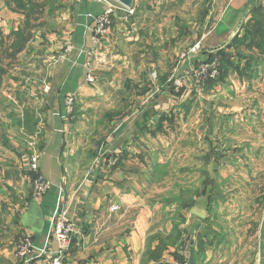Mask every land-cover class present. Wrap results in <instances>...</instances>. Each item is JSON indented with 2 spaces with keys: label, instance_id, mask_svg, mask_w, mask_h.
I'll use <instances>...</instances> for the list:
<instances>
[{
  "label": "crops",
  "instance_id": "0c3cea01",
  "mask_svg": "<svg viewBox=\"0 0 264 264\" xmlns=\"http://www.w3.org/2000/svg\"><path fill=\"white\" fill-rule=\"evenodd\" d=\"M62 1L67 5L65 14L72 20L66 23L64 18L61 24L65 23V28L74 33L71 44L75 50L58 60L70 35L66 33L64 37V31L58 36L43 34L46 30L41 27L16 64L0 78V264H47L56 249L53 229L63 206L68 208L75 229L64 264H153L146 255L147 238L173 229L170 218L164 227L166 231L157 227L163 222L160 212L167 214L170 207L158 202L154 204L155 194L176 189L171 181L166 183V180L153 177L155 166L165 167L168 163L161 158L162 145L170 152L175 144L167 138L175 127L169 128L165 123L164 132H158L159 119L163 114L174 112L178 115L175 126L182 116L188 121V116L194 115V105L201 95L203 99L221 100L218 111L232 112L223 119L232 117L231 121L239 124L244 117L249 119L245 115L248 113L256 122L263 120L264 54L245 50L243 45L238 46L240 50L237 51L234 42L245 36V27L253 23L254 18L259 19L255 11L264 14V0H211V7L204 12V20L190 28V34L176 44L185 51L188 44L201 39L205 49L180 68L177 77L182 80L180 91L176 93L171 83L170 87L166 86L167 82L163 87L158 86L160 90H153L152 95L141 96L140 103L128 111L125 118L115 122L112 137L101 154L103 158L95 159L94 166L89 168L90 175L88 168L79 166L84 162L78 155L82 140L81 136L72 137L74 126L67 123L65 98L71 94L76 97L90 95L92 86L98 88L96 84L86 82L85 65L91 62V70L98 81L104 72H113L122 60L126 61L123 49H128L126 45L130 43L125 42L130 39L123 31L126 27L122 22L102 44L94 45L91 41L92 21L87 16L88 13L99 15L102 6L87 0ZM188 1L157 0L155 6L150 4L142 9H138L136 3L134 15L129 19L136 29L135 21L139 23V15L170 16L168 11L172 6L177 4L176 7L181 9ZM22 23L23 16L11 11L7 0H1L0 42L18 31ZM179 33L177 28L171 29V40L177 39ZM119 43L125 44L121 51L117 49ZM219 50H223L238 68L230 70L225 81L212 89L202 88L205 89L202 96L200 85L190 77V71L208 57V51ZM21 68L30 75L21 74ZM16 77L22 80L17 82ZM110 77L116 78V75ZM194 98L193 105H184ZM219 115L217 113V117ZM217 126L223 128L224 122L221 125L219 121ZM32 142H37L36 148L43 154L41 174L52 184L49 193L39 199L32 197L29 169V144ZM199 145L201 150L202 146L204 149L205 144L200 139ZM117 158L120 162L115 165L113 160ZM164 184L160 190L158 185ZM113 206L119 210L113 213ZM194 218L192 229L197 233L201 224ZM24 234L31 237L34 250L28 258L21 260L16 257L14 247ZM260 241L257 264H264V220ZM167 254L162 262L170 263L171 257Z\"/></svg>",
  "mask_w": 264,
  "mask_h": 264
},
{
  "label": "rangeland",
  "instance_id": "374dc122",
  "mask_svg": "<svg viewBox=\"0 0 264 264\" xmlns=\"http://www.w3.org/2000/svg\"><path fill=\"white\" fill-rule=\"evenodd\" d=\"M87 1L99 4L92 0ZM110 1L117 12L113 18L110 33L114 32L113 29L117 24L123 22V27H126L123 31L128 34L130 39V41L125 42L126 44L130 43L126 45L128 49L126 47L123 49L126 53V61L122 60V63L113 72H104L98 81L90 66V73L95 79L92 84H96L98 88L92 86L93 92L91 91L90 95L75 96L73 114L68 115L66 113L67 123L74 126L72 137L74 135L76 137L81 136L82 144L79 147L78 155L83 157L84 162H79L82 164L79 166L85 169L93 167L96 158H103L101 154L104 153L108 139L112 137L115 122L125 118L126 113L138 102L140 103L141 97L137 95L136 85H139L141 90L145 82H150L153 89L147 95H152L155 93L154 91L160 90L158 86L161 78L170 74V80L166 86L171 83L176 93L180 91L182 86H178L179 88L176 89L174 86L177 80L182 83V80L177 78L179 70L185 61H192L194 56L181 59L184 51L176 46L180 39L171 40L169 34L173 28H177L178 32L185 28L186 34H190L189 29H193L204 20V12L212 5L211 0H189L183 8L178 9L176 7L178 5L173 3L176 6H172L168 11L170 16L158 13L151 14L149 17H140L139 15L140 21L139 23L137 20L135 21V29L134 22H130L129 19L134 14L130 16L129 12L122 8L119 3ZM154 1L157 0H147V2L146 0H134V6L136 3L138 9L146 8L150 4L155 6ZM99 5L102 6V11L99 14L101 15L104 12V7L102 4ZM137 8L135 7V10L138 12ZM66 10V3L57 0L53 16L49 17L43 25V29L46 30L43 34L58 36L64 31V37L67 36L66 33L70 35L66 45L68 47L70 44L72 47L68 52L65 47L61 51L62 54L58 56V60L64 59L75 50L71 44L74 33L65 28V23L64 26L61 24L64 18L66 23H71L72 18L65 14ZM99 15L88 13L87 18L92 21L93 25L95 18ZM133 29L136 31L132 32ZM118 33L120 34V32ZM120 35L123 37V34ZM197 41L199 40L195 42ZM195 42L188 44V47ZM124 45L119 43L117 49L121 51V47ZM208 52L212 53L211 51ZM88 67L89 64L87 63L85 65L86 76L89 74ZM20 72L26 77L30 75L22 68ZM109 75H116V78H109ZM189 75L192 78V70ZM16 79L17 82L22 80H19L18 77ZM129 82L132 83L131 89H126L125 85ZM207 82L200 84L197 80L195 81L196 85H200L199 93H204L205 89L202 90V88L206 87ZM195 99H192V105L195 103ZM198 99L197 106L194 105L195 108H193L195 109L194 115H189L188 121L184 118L185 116H182L180 122H177L175 130L171 131L168 137L166 136L169 141L175 143L173 149L168 152L161 144L162 149L159 151L161 158L168 163L164 169L156 174V179L166 180V183L171 181L176 189L155 194L154 204L158 202L163 203L164 207H170L167 214L165 211L160 212L162 215L160 221L163 222H160L157 227L165 229L167 218H170L173 228L177 224L183 231L181 242L175 246H169L167 250L169 253H165L171 257V262L163 261L162 263L189 264L190 252L193 247H196L198 234L209 233L213 230L219 238L208 250L204 264H257L261 243L260 230L264 220V118L262 121L256 122L246 113L245 115L249 119L246 120L243 116L244 121H239V124H236L235 121H231L232 117L228 120L223 119L224 115L232 114L231 111L222 109L219 112L217 110V105L222 103L221 100H211L208 97L203 99L201 95ZM118 110L122 111V119L115 120L112 124L104 120L106 113ZM217 113H220L219 117H217ZM262 117H264V112ZM219 121H221V125L224 122L223 128L217 126ZM32 139L35 140V138ZM199 139L202 144H205L204 149L202 146V150L199 148ZM29 147L30 156L34 153L43 156L36 148L37 142L30 143ZM162 151L166 152L163 153ZM98 155L99 157H97ZM33 175L31 173L32 197L35 199L33 196ZM47 181L52 185L49 180ZM164 186L165 184L158 185V188L161 190ZM169 201H173V203L168 205ZM181 203L191 206V209L192 207H199L207 211L206 220L198 218L201 227L197 233L192 229L195 218L190 214L191 209L188 207L179 208ZM179 213L183 215L184 222L179 220ZM172 231L173 229L169 233L158 232L150 235L147 238V245L150 237L155 235H162L163 237L167 234L170 235ZM24 236L17 241L14 247L15 255H17ZM209 239H213V237L209 235ZM152 244V247H156L157 241L152 242ZM176 255L180 258H176Z\"/></svg>",
  "mask_w": 264,
  "mask_h": 264
},
{
  "label": "trees",
  "instance_id": "16d2710c",
  "mask_svg": "<svg viewBox=\"0 0 264 264\" xmlns=\"http://www.w3.org/2000/svg\"><path fill=\"white\" fill-rule=\"evenodd\" d=\"M57 0H7V5L9 9L15 13H18L23 16V23L18 31L13 32L7 39H2L0 42V78L7 74L8 70L16 64V60L28 47L34 38L36 31L45 25V22L49 17H52L55 11V2ZM182 3V2H181ZM259 15L258 18L253 19V23H249L245 27V36L243 38H236L234 42L235 49L240 50L238 46L243 45L245 50L252 51L257 50L261 55L264 54V14L261 11H255ZM205 18V14L203 15ZM187 36L185 28L180 30L178 39ZM232 46V45H231ZM208 57L202 62H211L214 59H219V72L220 76L213 81L206 83V90L212 89L214 86L218 85L225 81L229 75L230 70H235L238 67H235L231 62L230 58L226 56L223 50H219L214 53L208 52ZM6 60V61H5ZM4 62H9L6 65ZM201 63H197L199 65ZM248 69L251 65L248 64ZM246 69V67H245ZM246 71V70H244ZM241 74V72H238ZM244 74V73H243ZM170 75V74H169ZM169 75L162 77L159 85L163 87L169 81ZM131 82L125 85L126 89H131ZM135 89L138 90L137 95L139 97L147 95L152 91L153 87L149 83L145 82L144 87L140 90L139 85L135 86ZM192 103V101H187L184 105ZM179 114V113H178ZM122 111L118 110L116 112L106 113L105 119L108 122H113L114 120L122 119ZM178 115L174 112L169 114H163L158 122L156 130L158 132H164V124L166 123L169 128L175 127L176 118ZM120 162V160H119ZM164 169L162 166H155L153 169V177L158 174L160 170ZM184 192V191H180ZM172 204L173 201H169V204ZM186 207L190 208L191 206H186L184 203L179 204V208L185 209ZM193 208V207H192ZM191 209V208H190ZM179 220L184 222V217L179 213ZM209 235L213 239H209ZM183 237V231L180 229V226L175 224L173 231L170 235H155L150 237L147 245V259L152 261L153 264H163L162 258L167 252L169 246H175L177 243L181 242ZM218 234L213 230L207 233H199L197 236L196 247L191 249V257L189 264H204L207 256V252L214 245V241L217 240ZM157 241L155 248L152 247V242ZM176 258H180L176 255ZM182 259V258H181ZM184 261V260H181Z\"/></svg>",
  "mask_w": 264,
  "mask_h": 264
},
{
  "label": "built area",
  "instance_id": "2783aa9c",
  "mask_svg": "<svg viewBox=\"0 0 264 264\" xmlns=\"http://www.w3.org/2000/svg\"><path fill=\"white\" fill-rule=\"evenodd\" d=\"M1 1V0H0ZM94 2H97L99 4H102L104 7V12L95 18L94 23L92 25V43L94 45H100L105 37H107L110 33V27L113 23V18L116 16L115 7L112 3H110L107 0H92ZM115 3V0H112ZM122 8H124L127 12H129L130 16L134 14V8L129 10L122 5H120ZM91 17V15H89ZM70 47H72L70 44L66 45L67 52L70 50ZM204 49L202 40H199L195 42L193 45L188 47L187 50H185L182 55L181 59L188 58L190 56H195ZM89 74L87 75V82L88 83H94L95 79L93 75L90 73V66L91 63L89 62ZM219 59L216 58L211 62L201 63L198 66H194L192 68V79L197 80L200 84H203L207 81L214 80L219 75ZM175 89L179 88L178 86H182V83L180 80H177L174 83ZM75 106V95H69L66 98L65 101V110L68 115H72L74 111ZM41 154L34 153L30 156L29 159V169L30 173L34 174L33 179V196L35 199L41 198L44 196L50 189L51 185L50 183L40 174V160H41ZM119 162V159H114L113 164H117ZM88 175L91 174V169L87 173ZM119 210V207L113 206L111 207V211L117 212ZM75 233L74 225L72 221L69 218L68 215V208L63 206L59 209L57 218L55 220V225L53 229V240L56 244V249L52 253L51 257L49 258L47 264H64V259L66 258L67 251L69 249L70 240L72 236ZM34 250L33 242L30 236L25 235L23 238L22 243L19 246V249L17 251V257L19 259H26L28 258Z\"/></svg>",
  "mask_w": 264,
  "mask_h": 264
},
{
  "label": "water",
  "instance_id": "95a60500",
  "mask_svg": "<svg viewBox=\"0 0 264 264\" xmlns=\"http://www.w3.org/2000/svg\"><path fill=\"white\" fill-rule=\"evenodd\" d=\"M116 2H118L120 5H122L123 7L131 10L134 8V0H115ZM190 214L194 217H197L201 220H206L207 219V211L204 209H201L199 207H193L190 210Z\"/></svg>",
  "mask_w": 264,
  "mask_h": 264
}]
</instances>
